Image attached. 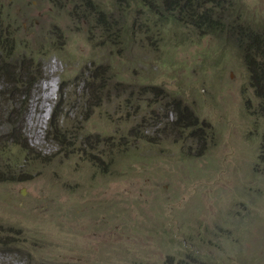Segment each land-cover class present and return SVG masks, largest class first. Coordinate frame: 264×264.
Wrapping results in <instances>:
<instances>
[{"label": "rangeland", "instance_id": "obj_1", "mask_svg": "<svg viewBox=\"0 0 264 264\" xmlns=\"http://www.w3.org/2000/svg\"><path fill=\"white\" fill-rule=\"evenodd\" d=\"M214 2L212 32L161 0H0L29 80L0 116V264H264V106L225 28L261 33L264 0Z\"/></svg>", "mask_w": 264, "mask_h": 264}, {"label": "trees", "instance_id": "obj_2", "mask_svg": "<svg viewBox=\"0 0 264 264\" xmlns=\"http://www.w3.org/2000/svg\"><path fill=\"white\" fill-rule=\"evenodd\" d=\"M161 1H162L161 4L155 5L158 9L154 8V5L146 8V14H148L150 18L158 16L156 14V11H160L164 13V16L167 19H171L173 23L175 22V24H179L181 21H183L195 28H202V29L206 28L207 30L212 32H215L216 30L221 31V28L217 27V25L219 24L218 14L212 12L213 9L214 11L217 10V7L219 6V4L217 2H214V0L208 2L213 6V8L210 10V13L204 12V14L201 15H198L195 9L196 7H201V5L204 3L203 2L204 0H199V1L161 0ZM212 2L214 3V5L212 4ZM93 13H97L99 14V16L105 15L102 10H97V9ZM210 14L211 16L213 15L217 16V18L215 20H211L209 16ZM120 17H122L121 20L122 23L124 24L123 19L126 20V17L123 15H120ZM226 18H228L227 13L224 15V17H222V20L225 21ZM112 21L115 22L113 18ZM98 22H104L103 25H101L100 27L102 30L105 31V34H107V31H109L112 27L110 21L107 19L104 20V18L101 17L98 18ZM107 22L110 23V26L106 24ZM158 23L160 22L158 21ZM152 24L157 25V21L155 20L154 22H152ZM143 25L144 23L138 26V31L142 29ZM252 25H254V22L252 20L247 19L242 21L238 27L233 26L232 23L230 25L228 23V25L225 28H227V32L231 38L230 40L234 41L239 47V49L243 51L242 54L243 61L245 63L247 70L250 71V75L254 81L253 83L256 88V92H255L256 97L260 100L261 104H263L261 105V107H263L264 106V29L261 33H259L258 32L259 30L255 28L251 29V27H253ZM121 26L126 32L127 30H125L126 28H124V25ZM115 27L117 31H119L118 33H120L121 32L120 27L118 28L116 23H115ZM116 36H118L121 42L124 44L123 33L119 35L116 34ZM11 58L12 57L10 56L9 50H5L4 45L2 44V22L0 20V116H2V112H3L2 105L11 101L15 102L14 97L18 99L19 103H21V99L24 98L25 100L28 97V92H24L25 85L26 86L29 85V80L26 79L27 76L24 77L25 69L19 70L23 72L20 74L21 76L23 74V76L20 77V75H18L17 77L16 76L17 70L13 69L12 63L9 62ZM7 65L10 68L7 67ZM32 76L33 75H29L30 79ZM6 82L11 83V87L8 84H5ZM30 84H33V82H31ZM17 86L20 89H23L22 92H20L19 94L18 93L15 94L16 93L15 91L18 88ZM6 95L9 96V100L6 99L5 97ZM3 113L4 116L6 117V113L5 112ZM19 114L13 116L14 118L12 119L10 118V114H9V118H7V122H8L7 124L9 125V127H11V122L16 123L17 122L16 120H19V122L21 121L22 115L18 116ZM181 123H182L181 127L185 125L184 121H182ZM21 131L22 130L19 129L16 134L21 135ZM21 142L23 145L22 147L27 148L26 142H24L23 140H21ZM261 147H262L261 149L262 153H261V157L259 158L263 159L262 156L264 157V144H262Z\"/></svg>", "mask_w": 264, "mask_h": 264}, {"label": "bare ground", "instance_id": "obj_3", "mask_svg": "<svg viewBox=\"0 0 264 264\" xmlns=\"http://www.w3.org/2000/svg\"><path fill=\"white\" fill-rule=\"evenodd\" d=\"M8 123V122H7ZM12 160V159H11Z\"/></svg>", "mask_w": 264, "mask_h": 264}]
</instances>
